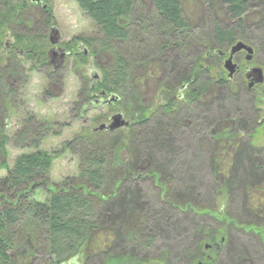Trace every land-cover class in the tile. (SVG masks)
I'll return each mask as SVG.
<instances>
[{"label":"trees","instance_id":"trees-1","mask_svg":"<svg viewBox=\"0 0 264 264\" xmlns=\"http://www.w3.org/2000/svg\"><path fill=\"white\" fill-rule=\"evenodd\" d=\"M201 1L217 14L210 7L212 0ZM220 1L228 21H213L209 14L214 23L207 27L188 22L180 0H151L149 6L143 0H76L99 29L97 35L78 38L89 50L87 58L98 53L112 57L95 83L85 80L82 112L101 92L115 94L128 125L124 130L83 131L69 146L64 145L63 150L69 151L75 143L79 171L57 185L51 183L49 174L58 155L40 148L50 133L49 124L23 101L27 83L22 66L4 65L6 57L17 60L18 56L14 51L2 55L0 50V171H6L0 176L1 264H12L11 253L16 249H23L24 256L15 264H32L35 259L41 264H171L179 254L186 264H196L207 254L205 242L220 250L219 237L231 226L251 238L245 239L249 248L245 254L255 245L260 249L257 262L264 264V222L240 227L230 216L233 213H226L211 199L212 191H228L232 198L242 199L244 215L263 214L256 215L249 207L264 203V181L258 179L264 174V163H255L252 156L246 163L250 171L243 176L238 170L243 156L238 162L233 160L229 170L230 163L217 152L223 142L246 145L250 134L246 123L260 115L264 81L249 89L243 80L245 96L241 99L220 60L213 63L212 57L252 35V29L256 33L264 30V1L255 23L249 22L254 0ZM28 7L29 0H0V46L9 26L25 22L21 14ZM45 11L44 30L53 18L51 9ZM14 44L23 50L42 51L46 48L44 32L17 36ZM200 45L202 54L194 50ZM256 50L264 48L256 45ZM79 54L86 58L85 50ZM262 61L264 70L263 57ZM158 64L160 69L179 67L178 84L163 82L158 97L163 103L146 108L139 96L138 74L141 70L143 75L155 74ZM51 70L47 67L49 81L55 80ZM216 88H228L232 92L229 100L208 102L205 97ZM10 110L21 125L12 137L5 125ZM151 132L154 137L148 139ZM11 138L17 148L33 149L18 155L12 167L7 162ZM190 153L200 159L194 168L186 162ZM140 161L144 166L140 167ZM197 167L203 171V184L199 180V184H190L187 170L198 173ZM226 170L232 173L229 177L223 175ZM138 181L148 182V189L144 191ZM158 254L161 260H154ZM253 259L252 255V264Z\"/></svg>","mask_w":264,"mask_h":264},{"label":"rangeland","instance_id":"rangeland-1","mask_svg":"<svg viewBox=\"0 0 264 264\" xmlns=\"http://www.w3.org/2000/svg\"><path fill=\"white\" fill-rule=\"evenodd\" d=\"M143 1V3L148 6L151 4V0ZM180 1L186 20L192 25L208 27L209 25H213L214 20H217L221 23H227L228 21L227 12L220 0H212V5L210 6L212 10H214L213 8L217 10V14L215 16L213 13L206 9L207 6L201 0ZM261 1L264 0H254L255 5L253 6L251 12H253L256 16L254 14H251L253 18L251 16L249 17L250 23H255L258 21L257 15L258 11L260 10L259 5H261ZM29 2L30 7H28V9L21 14L24 17L23 20L25 22H23L22 24L14 23L9 26L7 28V32L4 34L5 36L6 34L9 36H15L16 39L17 36L28 35L30 37H34L36 35H40V33H42V31L44 30V27L47 26L46 11L44 12V9L40 4H35L34 0H29ZM42 2L47 5L45 9H51L53 14L52 21L49 24L46 32H44V37L47 38L49 30L53 25L52 27H55V29H57L61 34L62 41H60L59 45L62 46V49H64L65 47L74 48L76 41H79L80 39L78 38L80 37L87 38L88 36H94L99 33L98 27L94 24L88 14L80 8L76 0H42ZM209 14L212 17L214 16L213 21L212 18L211 20L208 19L207 16H209ZM251 31H253L255 33V37H258L261 41L257 40L254 36L252 38L253 32L252 35L249 34L244 37V40L239 41H249L250 43L253 42L255 46L257 45L260 49L264 48L262 47L264 45V30H260L257 33L255 32L256 29H252ZM5 36L2 41V46H0L1 51L5 48ZM144 45L146 44L144 43ZM233 45L236 44L234 43ZM230 46L227 48H221V52H227L226 59L229 57V51L231 49ZM84 49H88L85 44L83 49L77 48L76 52L78 53V55H80L79 53ZM18 50L23 49L18 47ZM194 50L196 52L199 50V53L202 54L204 47L200 45L198 49L194 48ZM49 51L50 48L46 47L42 51H38L37 54H40L41 56L47 55L49 54ZM14 52L16 54L14 55L18 56V58H20L21 60L18 58H16L18 61L14 59L9 60L6 57L4 65L13 68H15V66L17 65L22 66L26 75L25 82L27 83L24 87V95L22 96L23 101L26 103V107L30 112L37 115V118L41 121L48 122L49 124L50 133L48 135V138L42 143L40 148L58 155L56 160H54L53 168L49 174L51 183L57 185L67 177H76L79 171L80 157L79 155L73 154L77 152L75 143L72 142L73 144L70 145L69 151L65 149L63 150L64 145L69 146V142L75 139L76 136H79V133L83 131H110L105 126H109L110 124H112L114 122L113 117L118 114H121L123 120L125 122H128V118L122 112L119 104H116L118 100L111 101V95L115 94H107L105 92H101L99 96L103 93L106 94V97L103 100H101L100 102H97L95 100L92 104L90 103L87 111L82 112L81 109L83 106L82 97L84 96L83 85L86 84L85 80H88L89 84L95 83L97 79L94 76L98 75L97 78H99V76H102V67L108 66L112 62V57L111 55H107V53H98V55H90L87 58V53L84 61L81 56H77L75 58L73 57V54L71 55V57L66 59L64 65H61L57 69V75L55 74L54 76L55 80H53V78L51 77L53 81H49V72L46 71L47 67H49L50 69L54 68V64L59 63L57 62V59H55L56 63L52 62L51 64L47 65L39 62L37 63V65H35L34 59L30 60L31 58L28 57V55L25 59H23L21 58V53L19 51ZM252 55L253 59L249 65H254L256 67L262 68L261 64L263 63L262 57L264 58V50H256ZM219 56H221V54L219 52H216L212 57V62L215 63L216 61L220 60V63L223 67L224 57H221V59H219ZM246 56V50L242 53H235V55L233 56V62H235L237 65H241L242 71L240 73H235L233 78L230 79L231 85H234L236 87L235 90H237V93H239L241 99H243V97L245 96L243 90L245 84L242 85L241 82L245 80L243 65L246 63ZM173 67L174 68L170 69L167 66H163V68L160 69V66L158 64V69L155 74L148 73L144 75L143 70L140 69L141 71H139L138 75L140 76L141 83L138 84V89L139 96L142 99V106H145L146 108H152L153 106L156 107L163 103V98L162 100L158 99L159 96H162L160 94L163 89L161 86L162 83L169 82L170 84H178L179 67ZM262 71L264 81L263 68ZM246 86L248 87L247 82ZM231 93L228 88H216L213 91V95L206 96L205 98L208 102L215 99L220 100L221 98H226L227 100H229ZM112 102H115V104H113ZM208 102L205 103L207 104V106ZM16 103H19L18 100ZM74 108H76L77 110H75ZM9 113V118H6L7 120L5 121V125L7 127V134L12 137L14 132L17 131L21 127V125L15 118V112L10 110ZM259 116L254 118V120L249 119L248 123H246L248 131L250 133L247 136L248 141L246 140V142L244 143L246 145H241L239 141L231 145L227 144V142H223L220 143L218 152L216 151L217 153H219L218 156L225 158V160L230 163L229 170L232 169L233 160H236V162H238L243 156V159L239 161L238 165V170L243 176L247 175V172L250 171V163H246L249 159L251 160L252 156L255 163H258L260 161L261 163H264V102L261 105V112ZM125 128L126 125H123L117 127L116 130H124ZM152 137H154V132L150 133L148 139H152ZM165 143L168 142L166 141ZM80 146L82 145L80 144ZM7 149V162L10 167L13 166L14 161L18 155H20L21 153L31 152L33 150L27 148H17L14 138H11ZM135 151L137 152V150ZM165 152L168 158L169 153H167L166 148ZM186 162L188 163L189 167L194 168L197 164L200 163V159H197V157L192 156V154L190 153L188 154V156H186ZM144 164L145 163L143 161H140L139 163L140 167L144 166ZM200 168L197 167V170H195L198 173H194V171L192 172L190 169L187 170V176L191 182L190 184H199L198 180L201 182V184H203L202 178L204 177L201 174L202 169ZM229 170H226L227 172H224L223 175L229 177L232 174ZM5 174V170L0 171V176H4ZM258 179L264 181V174H259ZM148 184V182H143L140 184V182L138 181V185H140V187L144 189V191L148 189ZM136 193L138 194V192L135 191L134 194ZM212 194L213 195H211V199L213 203H215L216 206H222V209L226 213L228 211L230 213H233L230 216H234L237 219L236 223H239L238 226L245 227V225L248 223H255L254 225H256L264 222V203H262L263 205H255L254 203L250 205L249 208L257 211L256 215L259 212H263V214H259V217L257 216L258 218H249L248 216L243 214V201L241 198L238 199V196H234V198H232L228 191L224 193L220 191H212ZM234 194L238 195V191H236ZM242 223H245L244 226L242 225ZM179 228V238H182L184 236V233L181 229V226H179ZM232 229V226L227 228L226 234L219 237L222 245L220 250L216 251L215 249H212V245L209 242H205L204 251L207 254L206 256L200 258L196 264H198L199 262H203L205 264H252L250 260V257L252 255L254 258L253 263L258 264L257 258L255 256L257 255V250L260 249H258L254 245V250L247 253V255L250 254V256H247L245 254V250L248 247L246 246L247 242L245 241V239L251 238L249 236H244V234L237 229ZM248 231H250V229H248ZM228 238H230L232 246L231 252L227 250L229 241ZM162 239L168 241L166 236H163ZM207 244L211 245L209 249H206ZM23 251V249H16L15 251H13V253H11V255L13 256H11V258L13 259L12 264H15L17 262L21 263L22 256H24ZM149 256H152V254ZM159 256L161 255H156L154 257V260H161ZM41 263L42 261L40 259H35L32 264ZM154 263L156 264L158 262ZM186 263V258L182 257L179 254V258H176L171 264Z\"/></svg>","mask_w":264,"mask_h":264},{"label":"flooded vegetation","instance_id":"flooded-vegetation-1","mask_svg":"<svg viewBox=\"0 0 264 264\" xmlns=\"http://www.w3.org/2000/svg\"><path fill=\"white\" fill-rule=\"evenodd\" d=\"M34 1H35L34 2L35 4H37V5L40 4L43 9H45L47 7V5L42 2V0H34ZM52 26H51V28L49 30V34H48L47 38L44 37V39L46 41V47L50 48L49 54L41 56L40 54H37L36 51L18 50V47L14 44V42L16 41V37L15 36H9V35L6 34L5 41H4L5 49L2 51V55H7V53H9L10 51H19L21 53V58L25 59L27 57V55H28V57L31 58L30 60L34 59L35 65H37V63H39V62H42V63L47 64V65L51 64L52 62L56 63L55 59H57V62H59V63L54 64V66H53L54 68H52V70H51L52 73L56 74L58 72L57 69L61 65H64L66 59L71 57V55L74 54L73 57H75V58L77 56L80 57V55L76 54L77 53L76 50H72V49L70 50V48H68V47H65V48L63 47L64 49H62V46L59 45L60 41H62L61 34L59 33V31L57 29H55V27H52ZM46 30H43V32H46ZM238 42H243L245 45L250 46L253 49V53H255V51H256L255 44L250 43L249 41H239V40L235 41L234 43L237 44ZM234 43H232L230 48H232L234 46L233 45ZM76 47L83 49L84 43L81 40L76 41L74 48L77 49ZM85 51H86V54L87 53L89 54V50L88 49H85ZM242 52H245V50L242 49V50H240V51H238L236 53L238 54V53H242ZM226 54H227V52L225 53V55H224V52H222L221 56H220L222 58L224 57L223 58L224 62H225L226 57H227ZM48 55H49V58H48ZM252 59L253 58L251 57L250 60H246V57H245L246 63L243 65L244 66V68H243L244 77H245V81L248 83V88L249 89H253L258 84L261 83V82H255V81L258 78L259 69L262 70V68L261 67H256L254 65L250 66L249 64L252 61ZM241 71H242L241 65L238 64V69H237L236 73H240ZM262 73H263V71H262ZM105 97H106V94L103 93V94H101L99 96V98H97L95 100L97 102H100ZM263 120H264V117H263Z\"/></svg>","mask_w":264,"mask_h":264},{"label":"water","instance_id":"water-1","mask_svg":"<svg viewBox=\"0 0 264 264\" xmlns=\"http://www.w3.org/2000/svg\"><path fill=\"white\" fill-rule=\"evenodd\" d=\"M242 49L246 50V52H247L246 60H250L252 57L253 49L250 46L245 45L243 42H238L236 45H234L230 49L229 57L225 60L224 65H223L225 71L227 72V76L229 79L233 78L234 74L236 73V71L238 69V65L235 62H233V56L236 52H238ZM221 53L222 52H220V54ZM224 55H225V53H224ZM94 77L97 78L98 75H95ZM262 81H263V73H262V70L259 69L258 78L256 79L255 82H262ZM111 98H112L111 101H117L119 97L117 95H111ZM113 119H114V122L112 124H110L109 126H105L109 130H114L119 126L128 125V122H125L123 120L121 114L114 116ZM210 247H211L210 244L206 245V249H209ZM198 264H205V263L199 262ZM206 264H211V263H206Z\"/></svg>","mask_w":264,"mask_h":264}]
</instances>
